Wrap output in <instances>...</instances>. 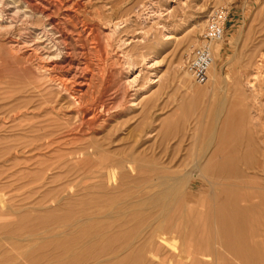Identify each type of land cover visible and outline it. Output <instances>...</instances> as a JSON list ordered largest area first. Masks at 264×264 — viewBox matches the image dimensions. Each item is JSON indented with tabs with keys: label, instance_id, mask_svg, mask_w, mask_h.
<instances>
[{
	"label": "bare ground",
	"instance_id": "1",
	"mask_svg": "<svg viewBox=\"0 0 264 264\" xmlns=\"http://www.w3.org/2000/svg\"><path fill=\"white\" fill-rule=\"evenodd\" d=\"M54 2L0 0V234H6L0 235V264L22 259L23 264H161L164 256L174 264H264L263 50L254 67L248 64L254 78L247 88L233 87L234 98L241 93L242 100L225 97L219 104L194 142L193 166L184 170L189 159L179 160L178 146L151 154L113 147L111 125L139 105L128 100L119 114L114 109L121 103L112 105L108 98L110 81L100 70L115 50L113 39L87 19L52 16V7L60 13L67 5ZM166 2L177 11L192 0ZM122 24L117 21L113 31L119 33ZM165 36L174 38L171 32ZM191 38L183 40L184 49ZM214 46L207 80L195 82L211 84L212 99L219 85L215 56L220 47ZM189 57L190 51L185 70ZM140 63H130L131 74L139 71L133 82L145 70ZM143 63L151 72L158 60L152 56ZM9 78L14 86L8 91ZM197 89L193 95L202 92ZM193 177L207 182L210 194L189 206L186 192ZM7 190L10 196L40 201L19 213ZM49 200L57 206L46 205Z\"/></svg>",
	"mask_w": 264,
	"mask_h": 264
},
{
	"label": "rangeland",
	"instance_id": "2",
	"mask_svg": "<svg viewBox=\"0 0 264 264\" xmlns=\"http://www.w3.org/2000/svg\"><path fill=\"white\" fill-rule=\"evenodd\" d=\"M54 1L55 0H51L52 3ZM77 1L78 0H65V4H67L65 7L66 9L57 13L55 12V9L53 11L52 7V9L49 10V13L52 14L53 12L52 16H57V19H63L65 16L63 14H71V16H77L81 19L83 18L82 20L87 19L88 24L95 26L98 33H101L102 35H104V33H108L111 40L113 39L112 44L114 45L115 50L110 52L111 57L109 56V60L106 62L104 70H100L101 76L105 75L106 77L107 75L106 78L110 81L108 85L111 86V90L108 93V98L112 101V105L115 103H121L118 108L114 109L120 112L119 114L122 113L124 104L125 107L129 105H126L128 100H133L134 103H139V105L135 106L133 109L129 108L130 111L124 112L122 116L118 118L119 120L117 119L114 122V125L112 124L114 128H112V125L110 127L111 129L108 128L109 131H112H110L111 137L115 140V142L112 143V145H114L113 147L118 148V145H120L121 148H124V146H128L126 148L127 153L133 151L134 148L135 150L137 148V151L142 152L144 149H147V151L151 154V152L156 149L158 152L166 149L167 147L171 152V149L178 146L179 149L177 148V151L180 150L178 156L179 160L184 159V157L188 155V166L184 170L189 168L191 169L194 164V161L191 160L192 155L196 153V150L194 149V147L196 148V145H194V142L197 141V138L203 135V130L208 125L206 122L214 119L215 114L213 112L221 108V105L219 104L225 100V97H227L228 100H231L233 97V101L242 100L243 96L239 95L241 93L238 94L237 99L234 98L237 95H234V91L232 92L233 87H236L237 84L241 88L239 90L245 89L247 88L249 80L254 78V75H252V66L254 62L259 59V55L264 52V42L261 41L262 39L264 40V0H192V2L187 5H183L178 8L177 11L172 8L169 9L166 6L167 2L165 3V0ZM75 2L78 6L77 4L76 6H72V3L75 4ZM54 3L56 4V2ZM218 5L227 6L229 9V15L222 40L217 41L214 46V48L218 46L220 47L219 55L215 56V64L217 67L216 75L218 77L219 85L215 89L212 99L211 84L208 85L206 82L203 85H199L191 79L190 75L186 76L188 73L184 68V59L186 54L190 51L191 46L194 45L197 38H199L209 13ZM121 19L124 24H122L123 29L121 28L119 33L114 32L113 30L116 22L121 21ZM197 26L198 29L195 31V27ZM169 32L174 34V38L171 41L165 39V34H168ZM191 32L194 33L192 34ZM187 35L192 36V38L189 40L187 47L184 49L182 44L183 40L187 39ZM122 39H126L128 42L130 39L131 43L126 46L121 45V42L124 41ZM142 39L143 42H141ZM1 43L3 42L0 40V54L2 53ZM260 50L263 51L261 52ZM253 53L257 54L255 55ZM152 56L158 60V64L155 70L151 71V73L148 72V69H146L147 65L143 62L144 58L149 59L152 58ZM257 56L259 57L257 58ZM255 57L257 59H255ZM114 58H117L118 60L115 61ZM136 60H139V62L141 61L140 67L145 70H143L141 77L134 81V83L131 80L135 78L139 71L131 74L130 70L133 69V65L130 63H133ZM10 63L9 65H11ZM248 64H251L252 66ZM153 72H156L157 76L153 75ZM128 76L131 82H128ZM98 79L99 82L97 83L99 86H102V78L98 76ZM154 79H159V81L157 83H153ZM240 80L243 83L240 82ZM8 82L9 83H7L6 89L9 91L13 88L14 82L12 78H9ZM225 83H227L231 89H229L227 85L225 86ZM99 86L98 90L101 91V87ZM198 87L201 88L200 90L202 92L199 95H193V92L199 90L197 89ZM124 88L127 93L125 95H123ZM212 100L213 103L210 106L212 108L211 111H209V103H211ZM149 102L151 103V106ZM250 102L253 104L251 99ZM207 111H209V113ZM66 112H68V110H66ZM133 117L136 118L134 119ZM261 122L264 123V118L263 120L261 119ZM177 131H180L178 133L179 135L176 134ZM107 132H104V134L107 135ZM165 133L166 135H164ZM183 133L186 137L182 136L184 135ZM179 138L181 141L182 138L184 139L181 144ZM260 138L261 136L257 137L258 140H260ZM135 140H139V142L136 143ZM179 160L178 164L180 163ZM187 186L189 187V185ZM188 187L185 188L186 190L184 189V192L187 191ZM6 192L8 198L11 199H9L8 202H10V204L15 208H20L21 212L19 213L23 212L26 205L33 206V204L37 203L39 200V198L22 200L21 198L19 199L10 196V190H7ZM189 192H186L188 194L189 206H194L201 197H206L210 194V186L204 180L193 177ZM88 200L90 203L91 199ZM52 201L53 200H49L46 205L56 207L57 201ZM83 201L87 202V200ZM15 215L18 214L14 213L12 216ZM14 220H17V217H15ZM20 229L22 228L17 226V230L20 231ZM0 235L4 237L6 234L2 232ZM15 237L19 238L20 234L17 233ZM162 258L165 259H162L161 264L175 263L173 260L170 261L171 259H168L166 256ZM19 262L20 264H23L25 259H22V261L19 260Z\"/></svg>",
	"mask_w": 264,
	"mask_h": 264
},
{
	"label": "built area",
	"instance_id": "3",
	"mask_svg": "<svg viewBox=\"0 0 264 264\" xmlns=\"http://www.w3.org/2000/svg\"><path fill=\"white\" fill-rule=\"evenodd\" d=\"M229 9L225 5L216 6L206 19L199 38L190 49L186 60V71L196 83H204L214 58L213 46L222 39L228 21Z\"/></svg>",
	"mask_w": 264,
	"mask_h": 264
}]
</instances>
